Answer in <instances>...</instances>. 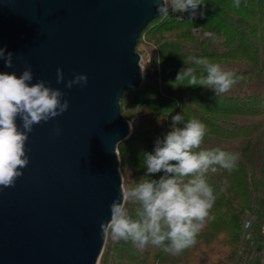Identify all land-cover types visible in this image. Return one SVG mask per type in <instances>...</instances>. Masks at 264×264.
<instances>
[{
    "label": "water",
    "instance_id": "1",
    "mask_svg": "<svg viewBox=\"0 0 264 264\" xmlns=\"http://www.w3.org/2000/svg\"><path fill=\"white\" fill-rule=\"evenodd\" d=\"M156 8L153 0H0V47L13 53V67L0 60V72L30 66L31 83L43 80L69 101L34 125L23 175L0 186V264H97L100 224L122 200L117 146L131 127L118 101L142 82L135 45ZM76 74L87 85L66 88Z\"/></svg>",
    "mask_w": 264,
    "mask_h": 264
},
{
    "label": "trees",
    "instance_id": "2",
    "mask_svg": "<svg viewBox=\"0 0 264 264\" xmlns=\"http://www.w3.org/2000/svg\"><path fill=\"white\" fill-rule=\"evenodd\" d=\"M204 3L198 8L203 12L199 20L173 14L155 18L150 33L158 43L161 63L170 65L172 71L161 77L160 84L142 80L137 89L124 93L120 110L130 121L131 131L117 146L119 166L123 184L133 187L134 181L146 174L143 153L154 151L157 139L171 130L172 116L181 114L185 122L196 118L208 128L200 148L193 151L219 148L237 153L236 167L228 171L217 165L215 173L206 174L216 200L192 246L173 254L164 251V246L149 243L140 249L131 241L115 242L109 236L112 245L106 248L102 262L233 264L239 241L236 231L243 222L244 208H249L254 236L249 245L256 252L253 264H264L260 234L264 226V0H240L239 7L234 0ZM193 26L210 31L220 40L196 37ZM190 57L219 64L222 70L235 73L237 82L220 96L209 88L189 86L187 80L176 82L178 72L187 67L195 68L198 78L207 75L204 66L194 64ZM161 175L163 172L149 178L159 179ZM126 206L130 212L138 207L131 203Z\"/></svg>",
    "mask_w": 264,
    "mask_h": 264
},
{
    "label": "clouds",
    "instance_id": "3",
    "mask_svg": "<svg viewBox=\"0 0 264 264\" xmlns=\"http://www.w3.org/2000/svg\"><path fill=\"white\" fill-rule=\"evenodd\" d=\"M160 17L172 12L196 10L204 0H153ZM240 6V0H234ZM203 15V12L200 13ZM194 64L204 66L207 75L197 77L196 69H181L177 81H188L189 86H201L214 91L216 96L227 93L237 82L235 73L222 70L219 64L209 63L207 58H189ZM0 60L6 67H13V53L0 47ZM143 70V69H141ZM30 66L17 76L15 72H0V186L14 187L29 164L26 142L34 125L47 122L69 109L65 93L39 80L31 83ZM56 82H64L62 68L56 70ZM88 76L76 74L65 84L66 88L86 86ZM122 98L118 103L120 106ZM19 118L22 128L17 125ZM182 124L183 127L178 125ZM57 134L60 129L58 128ZM208 132L207 126L196 118L185 122L183 115L172 116L171 130L163 139H157L153 152L143 153L145 176L134 181L133 187L121 183L122 200H114L110 207V220L101 222V235L119 242L131 241L143 249L149 243L164 246V251L177 254L195 243V236L209 216L216 196L207 183L206 174L220 168L232 171L239 154L199 149ZM163 172L159 179H150L151 174ZM223 190V189H221ZM138 205L132 212L126 205ZM134 213V215H133ZM169 242L165 245V242Z\"/></svg>",
    "mask_w": 264,
    "mask_h": 264
},
{
    "label": "rangeland",
    "instance_id": "4",
    "mask_svg": "<svg viewBox=\"0 0 264 264\" xmlns=\"http://www.w3.org/2000/svg\"><path fill=\"white\" fill-rule=\"evenodd\" d=\"M151 21L152 22L150 24L149 23L146 24V28H144L141 31L138 41L135 45V49L140 54V66H141V69H143L142 70V80L156 81L158 82V84H160L161 77L163 75L169 74L172 71V68L170 65L162 64L160 61L158 43L156 42V39L152 35V33H150L151 27L157 22V20L153 19ZM191 31L193 35H195L196 37L207 38L211 42H218L220 40L219 36H215V34H212L210 31L202 30L200 26H193L191 28ZM261 77H264V76L262 75ZM130 127H131V124H130ZM130 131H131V128H130ZM262 142H264V137L262 139ZM119 169H120V174H121L122 184H123L122 170L120 167ZM251 216L252 215L250 213L249 208H244L243 222L241 223L240 227L236 231L238 234L239 241H238V244L235 245V249H234L235 260L233 264H253V260H254L253 258L255 257L256 252L254 251L253 248L251 249L252 244L249 245V243L252 242V239H254V236L252 235V231H250L252 230L251 223L253 220V217ZM247 220H249L250 223L247 226H245V222ZM260 234L262 235L264 239V226L261 227ZM110 244L111 242H109V237L105 238L102 252L97 260V264H108V263L102 262V256L105 254L106 248H108Z\"/></svg>",
    "mask_w": 264,
    "mask_h": 264
},
{
    "label": "built area",
    "instance_id": "5",
    "mask_svg": "<svg viewBox=\"0 0 264 264\" xmlns=\"http://www.w3.org/2000/svg\"><path fill=\"white\" fill-rule=\"evenodd\" d=\"M200 10L197 9L196 10V15L195 17H192L191 15V11H185V12H172L171 8H169V14H173L174 16H177V17H186V18H192V19H201L202 15L200 14ZM248 225V220L245 222V226Z\"/></svg>",
    "mask_w": 264,
    "mask_h": 264
}]
</instances>
